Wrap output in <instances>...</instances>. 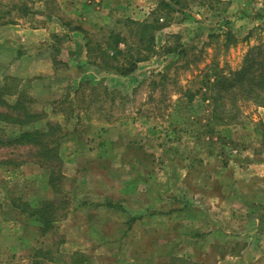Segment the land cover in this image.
Returning <instances> with one entry per match:
<instances>
[{
    "label": "rangeland",
    "instance_id": "rangeland-1",
    "mask_svg": "<svg viewBox=\"0 0 264 264\" xmlns=\"http://www.w3.org/2000/svg\"><path fill=\"white\" fill-rule=\"evenodd\" d=\"M161 1L101 0L110 24L88 29L89 35L109 50L103 43L110 30L130 38L129 20L150 19ZM174 6L156 33L152 67L141 69L136 84L110 89L85 83L72 101L67 96L71 84L65 83L78 71L63 64L41 83H28L27 94H38L30 95L31 108L41 113L35 126L63 122L61 157L81 151L76 160L62 158V168L66 161L65 171L84 170L58 180L56 192L49 183L52 167L35 148L0 143V168L9 172H0V180L6 178V187L0 185V264H77L71 256L77 251L85 255L82 264H169L177 256L196 264H232L241 263L243 252L253 255L246 264H264L257 247L264 238L254 228V219L264 217V107L238 101L236 118L228 100L230 119L223 122L225 113L216 119L209 100L218 91L212 87L217 75L241 70L252 51L264 54V0H179ZM169 48L173 52L167 53ZM10 74L21 73L0 65V80ZM11 78L8 84L16 85ZM55 81L62 85L52 90ZM96 108L112 121L110 132H96L94 146L62 144L83 135L84 118ZM21 129L26 128L0 121L2 139L14 138ZM96 147L104 159L75 162ZM8 158L20 166L1 164ZM40 190H47L60 208L57 228L47 233L23 211L30 199L36 205L43 200ZM103 196L117 208L126 207L130 216H142L129 228V215L97 209L94 202ZM204 215L218 221L197 225L194 220ZM259 229L264 235V223ZM232 242L242 253L222 258Z\"/></svg>",
    "mask_w": 264,
    "mask_h": 264
},
{
    "label": "crops",
    "instance_id": "crops-1",
    "mask_svg": "<svg viewBox=\"0 0 264 264\" xmlns=\"http://www.w3.org/2000/svg\"><path fill=\"white\" fill-rule=\"evenodd\" d=\"M100 1L101 0H0V65L8 66L14 72L21 73L17 75L10 74L12 78L10 76H4L0 80V88L8 89L12 87L8 84V80L11 78L17 82L14 87H16L18 92H27V85L32 79H36L37 82L41 83L39 80L45 77H52L56 70V66L60 64L74 67L78 71V74L70 80L69 84L65 83L67 86L71 84L67 96H69L70 99L72 98V101L76 100L75 98L78 94L80 95L81 87L85 83H90L93 86L103 84L110 89H112V87L115 89L136 84L137 80H140V77L144 74H141V69L143 67L146 69L152 67L150 60L140 62L138 64V70L132 76H123L119 73L90 65V58L85 45L86 41L82 28L88 30L92 27L101 28L110 24L107 23L108 20H104L106 19L105 12L109 10L100 7L98 5ZM97 13L103 14L105 18L103 17L100 19ZM46 49L50 52H46ZM33 70L36 71L34 76L26 78L27 73ZM56 85L59 86L62 85V83L55 81L50 89L54 90ZM42 86L44 87V85ZM29 95L33 97H36V95L38 96V94H34V92ZM56 95L57 94H54V99H58L56 97L59 96ZM15 96V93H13L10 94V96L8 95L7 98L13 100ZM84 121L83 135L80 138L71 137L66 139L68 141L63 140L62 144L73 143L80 144L81 146H89V144L92 143L94 146L97 144H95L94 140L97 137L95 135L96 132L98 133L101 131L107 133L112 129V121L106 117L105 112L100 110V108L93 109V113H90L89 117H85ZM59 123L61 126H64L63 122ZM88 137H91V141H88ZM98 148L86 149L87 154H84V158H82L80 162H75L81 163L82 161V163L88 164L94 159H104V155L100 153V147ZM79 152L81 151L78 150L74 155L64 156V158L62 156V158L65 160H76L78 155L81 156ZM66 166L67 164L65 161V167H63L62 172L66 177H73L74 175L80 176L82 170H84V168L80 167L73 171V173H69L65 171ZM0 172L9 173L5 168H0ZM8 177L10 178L11 176ZM3 178L4 180H0V185L5 188L6 186L4 183L6 178L2 176V179ZM40 191L38 192V197L42 195V199H52L51 196L47 194V190L46 192ZM27 199L29 201V196ZM110 202L111 200L109 198L104 199L103 196L102 199L95 200L94 205L97 206L99 210L112 209V213H120L124 216L129 215V218H126L129 228L132 227V222L135 219L142 216L141 214L134 213V215L132 214L130 216V214H127L125 211L126 207H124L123 210V207L117 208L116 204ZM6 203L13 209H17L13 203L7 200ZM30 203L32 206H36L34 198L33 200L30 199ZM259 207L261 208V205L258 206V208ZM194 209H197V207ZM209 217L208 215H204V218H198L194 221L197 225H206L207 223L218 221V219H210ZM98 219L101 218L98 217ZM263 221L264 217L261 216L254 219V228L255 226L256 228L258 227L257 229L255 228L256 231L258 230V232L255 233L258 238H264V235L260 233L261 229H259L260 225L264 223ZM217 227L219 228L218 225ZM219 229H222V227ZM203 235L204 233L201 234V236ZM259 243V246H257L259 250L258 254L264 256V241ZM238 245L239 244L236 242L235 244L233 243L231 247L225 249L222 253V258L229 259L234 256L238 258L242 253L238 252ZM245 245L248 249L250 244H242L243 247ZM241 256H243V259L240 257L241 263L232 264H246V258H250V261L253 259V255L250 254V252H243ZM228 264H231V262Z\"/></svg>",
    "mask_w": 264,
    "mask_h": 264
},
{
    "label": "trees",
    "instance_id": "trees-1",
    "mask_svg": "<svg viewBox=\"0 0 264 264\" xmlns=\"http://www.w3.org/2000/svg\"><path fill=\"white\" fill-rule=\"evenodd\" d=\"M178 3L179 0H162L152 10L150 19L143 21L129 20L130 38L121 32L110 30L109 36L103 43L108 46L109 50L107 48L103 49L101 43L95 41L89 35L87 29L82 28L90 65L123 76H132L138 70L140 62L148 61L155 56L157 52L156 33L168 23L169 14L175 11L174 5ZM166 10L168 12L165 13ZM161 17H164V20L161 21ZM171 52L173 50L169 48L167 53ZM212 87H218L217 94L209 97L214 107V117L218 120L223 113H225V116L227 115L225 103L228 100L230 104L227 103V105L231 108L235 107V103L238 101H251L257 106L264 107V54L262 50L252 51L247 56L241 70L231 75H217L212 82ZM13 93L16 95L15 98L9 100L7 96ZM33 101L34 98L28 95L27 92H18L14 86L8 89L0 88V121L6 125L26 128L21 129L22 131L14 138L4 137L2 139L0 137V143L7 142L8 145L16 143L17 145H28L30 148H35L37 157L43 159L52 167L49 183L53 190L58 192V180L66 178L62 172L63 163L60 154L63 126L60 123L53 122H48L45 127L35 126V123L41 119V113L31 108ZM238 109V107L232 109L236 112L234 117H238ZM229 119V116L222 117L223 122H228ZM1 164L6 165L8 169H16L21 163L15 158H8L2 160ZM26 205L23 211L28 212L31 217H35L40 222L41 231L47 233L57 228L56 224L60 218L58 210L60 208L56 206V201L43 199L36 206H32L30 202ZM46 254L44 255L46 256ZM71 256L72 262H78L77 264L85 262V255L80 251ZM169 264L195 263L183 257H174Z\"/></svg>",
    "mask_w": 264,
    "mask_h": 264
}]
</instances>
